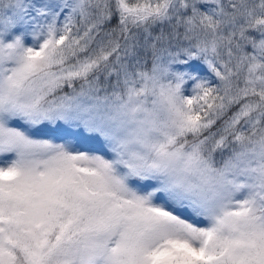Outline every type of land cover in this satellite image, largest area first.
Instances as JSON below:
<instances>
[{"label":"snow or ice","instance_id":"6c2138e0","mask_svg":"<svg viewBox=\"0 0 264 264\" xmlns=\"http://www.w3.org/2000/svg\"><path fill=\"white\" fill-rule=\"evenodd\" d=\"M0 264H264V0H0Z\"/></svg>","mask_w":264,"mask_h":264}]
</instances>
